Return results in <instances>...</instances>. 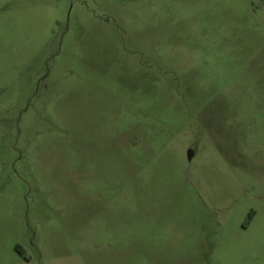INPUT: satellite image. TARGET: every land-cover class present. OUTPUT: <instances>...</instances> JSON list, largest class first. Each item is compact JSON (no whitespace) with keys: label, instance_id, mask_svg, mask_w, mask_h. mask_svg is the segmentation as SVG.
I'll list each match as a JSON object with an SVG mask.
<instances>
[{"label":"rangeland","instance_id":"obj_1","mask_svg":"<svg viewBox=\"0 0 264 264\" xmlns=\"http://www.w3.org/2000/svg\"><path fill=\"white\" fill-rule=\"evenodd\" d=\"M0 264H264V0H0Z\"/></svg>","mask_w":264,"mask_h":264},{"label":"water","instance_id":"obj_2","mask_svg":"<svg viewBox=\"0 0 264 264\" xmlns=\"http://www.w3.org/2000/svg\"><path fill=\"white\" fill-rule=\"evenodd\" d=\"M188 155H191V152H189V154ZM190 157V156H189Z\"/></svg>","mask_w":264,"mask_h":264}]
</instances>
